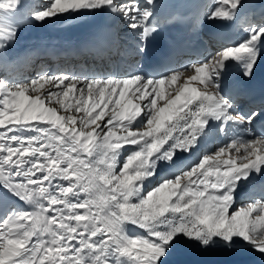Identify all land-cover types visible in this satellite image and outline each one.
Returning <instances> with one entry per match:
<instances>
[{
    "label": "snow or ice",
    "instance_id": "snow-or-ice-1",
    "mask_svg": "<svg viewBox=\"0 0 264 264\" xmlns=\"http://www.w3.org/2000/svg\"><path fill=\"white\" fill-rule=\"evenodd\" d=\"M244 7L207 5L194 27L237 22L245 35L178 70L27 78V58L8 52L29 24L106 15L144 55L176 18L157 0H0V264H167L181 239L264 256V198L236 201L264 173L251 127L264 110L238 112L222 86L232 63L251 79L264 61V17ZM230 123V142L200 151Z\"/></svg>",
    "mask_w": 264,
    "mask_h": 264
},
{
    "label": "bare ground",
    "instance_id": "bare-ground-1",
    "mask_svg": "<svg viewBox=\"0 0 264 264\" xmlns=\"http://www.w3.org/2000/svg\"><path fill=\"white\" fill-rule=\"evenodd\" d=\"M205 1L204 12L207 10V5L213 3V0ZM41 2H46V0H35V3ZM161 2L162 0H157V5H161ZM244 4L242 14H250L252 22H260L264 17V0H244ZM205 23L218 26L227 22H209L205 19ZM234 23L243 28L239 23ZM135 43L132 34L126 32L122 25H117L110 17L106 15L83 16L74 20L60 19L43 24H29L20 30L17 42L9 49L8 55L12 59L27 58V65L22 69L23 76L27 78L33 77L44 68L50 73H95L101 76L112 74L124 76L139 72L136 63L130 61L133 52L129 51V48L135 46ZM212 46L214 48L215 45ZM218 47L220 46L214 50ZM101 49L104 50L102 53L99 52ZM123 51L127 55H124ZM118 61L123 64V67L117 66ZM263 65L264 61L258 65L255 73L259 72ZM182 67L178 66L174 70ZM222 86L227 94L229 87H224V82ZM168 90L166 87V91ZM234 104L236 110L240 112L242 104L237 101H234ZM215 133H217L216 139L213 137ZM218 133V126L214 124L201 152L215 151L219 146L229 142L230 138L222 139V134ZM234 134L236 132L232 133L231 137ZM197 155L198 153H193L191 157H185V161L191 162L196 159ZM259 175L253 174L238 188L237 206L252 199H259L253 198L252 192L249 194L252 190V183L264 177V175L261 177ZM261 190L264 191V189ZM259 260H264V256L247 247L204 248L196 242L181 239L169 254L167 264H244L258 263Z\"/></svg>",
    "mask_w": 264,
    "mask_h": 264
},
{
    "label": "rangeland",
    "instance_id": "rangeland-1",
    "mask_svg": "<svg viewBox=\"0 0 264 264\" xmlns=\"http://www.w3.org/2000/svg\"><path fill=\"white\" fill-rule=\"evenodd\" d=\"M44 68V67H43ZM44 70H45V68H44Z\"/></svg>",
    "mask_w": 264,
    "mask_h": 264
}]
</instances>
